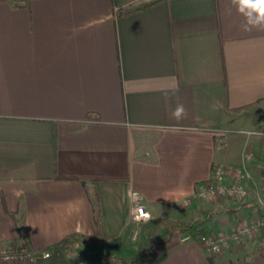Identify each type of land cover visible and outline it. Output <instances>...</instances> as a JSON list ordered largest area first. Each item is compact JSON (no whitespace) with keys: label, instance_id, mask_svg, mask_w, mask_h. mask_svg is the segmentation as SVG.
Instances as JSON below:
<instances>
[{"label":"crops","instance_id":"1","mask_svg":"<svg viewBox=\"0 0 264 264\" xmlns=\"http://www.w3.org/2000/svg\"><path fill=\"white\" fill-rule=\"evenodd\" d=\"M149 1L0 0V246L24 243L18 222L34 252L86 237L95 250L81 264L142 252L147 264H264L256 240L209 255L175 231L198 221L222 234L253 215L250 193L186 200L215 164L241 162L245 138L230 122L264 108V29L244 31L232 0H162L119 16ZM129 189L152 219L132 222ZM151 221L166 237L142 231Z\"/></svg>","mask_w":264,"mask_h":264},{"label":"built area","instance_id":"2","mask_svg":"<svg viewBox=\"0 0 264 264\" xmlns=\"http://www.w3.org/2000/svg\"><path fill=\"white\" fill-rule=\"evenodd\" d=\"M225 132L228 130H224L223 133ZM249 132L264 133V113L254 118L252 127L236 131L245 138V149L242 152L241 162L239 164H215L210 178L197 189L192 198L186 200V203H191L193 199H242L247 197L250 193L247 182L252 180L249 163L255 162L258 146H260L263 163H259L257 167L262 169L264 181V135H247ZM128 199L130 218L133 223L152 219V213L145 205L142 194L129 189ZM257 199L259 205L258 208H253L252 217L248 220H240L231 231L222 234H200L197 239L187 233H181L180 241L195 240L209 255H221L232 241L253 239L264 251V211H261L264 208V204L262 205L264 200L260 195ZM50 253L49 251L34 252L25 242L18 245L0 246V264H35L39 256H48Z\"/></svg>","mask_w":264,"mask_h":264},{"label":"trees","instance_id":"3","mask_svg":"<svg viewBox=\"0 0 264 264\" xmlns=\"http://www.w3.org/2000/svg\"><path fill=\"white\" fill-rule=\"evenodd\" d=\"M160 1H162V0H151L149 2L142 4V5L136 6L132 9L120 11L119 16H124V15L130 14L132 12H136L139 10L146 9V8L151 7L152 5H154ZM92 202H93V206H94L93 221H94V225L96 227V230L99 233L102 231V219H101L98 201H97L95 195L94 196L92 195ZM17 225H18L20 237L22 238V240L25 243H27V240H28L27 232L25 231V229L21 228V226L19 225L18 222H17ZM175 231H178L179 233H187V234L191 235L194 239H197V237L200 234L208 233L207 229L203 225V223L198 222V221H191L188 223L179 222L175 226ZM77 236L81 237L83 239L86 238V237L74 234L68 238H65L60 244H58L55 247V248H59L62 250V252L67 257L70 264H81V262L76 261V259L82 257L88 251L95 250V248H93V247H86L82 251H79L78 249L74 248V245L72 244L71 239L73 237H77ZM147 257H148V253L142 252V253H139L136 257H134L130 260H127L125 262H121V263L122 264H147Z\"/></svg>","mask_w":264,"mask_h":264},{"label":"rangeland","instance_id":"4","mask_svg":"<svg viewBox=\"0 0 264 264\" xmlns=\"http://www.w3.org/2000/svg\"><path fill=\"white\" fill-rule=\"evenodd\" d=\"M253 107L247 106L241 110H239L238 112H236V116L234 117V119L230 122V125H232V127L234 129H246V128H250L253 126V120L256 116H259L260 114L264 113V108H260L258 110H255L252 112ZM260 110V111H259ZM258 112V113H257ZM244 138V137H243ZM243 141H245L243 139ZM260 145V144H259ZM242 151L245 149L244 143H243V147L241 148ZM257 152L255 154V162H252V166H254V171L252 172V180L255 181L256 183V189L254 191H250V195L252 196V199L249 201V203L251 204L250 206L252 208L257 207L258 208V195L263 196V200H264V181L262 179L263 176V171L259 166V163H263L262 160V154H261V150H260V146L257 147ZM264 204V201H262V205ZM262 209V208H260ZM264 211V208L261 210ZM239 221L242 220L241 218L238 219ZM161 227V226H160ZM158 228V229H157ZM162 230L159 229L158 225L156 224V221H151L150 223H147L145 226H143L141 229L144 233H146L148 236H150L151 238H155L158 237L160 239H163L164 237H166V231L165 227H161ZM132 230L134 232L139 230L138 226L133 225ZM178 232V231H177ZM139 236V235H138ZM124 241V240H123ZM126 241V240H125ZM135 242L139 243L140 241L138 240V238L136 237ZM72 244L74 245V248L78 249H84V240L79 238V237H73L71 239ZM127 242V241H126ZM132 244H136V243H132ZM110 247L112 246V244L109 245ZM126 248H130L129 245ZM131 252L134 253V250L131 249Z\"/></svg>","mask_w":264,"mask_h":264},{"label":"clouds","instance_id":"5","mask_svg":"<svg viewBox=\"0 0 264 264\" xmlns=\"http://www.w3.org/2000/svg\"><path fill=\"white\" fill-rule=\"evenodd\" d=\"M233 5L239 14L244 17L242 28L244 31L255 29H264V0H232ZM185 114V109L182 105H178L173 116L181 117ZM247 135H264V133H252ZM7 259V257H5Z\"/></svg>","mask_w":264,"mask_h":264},{"label":"water","instance_id":"6","mask_svg":"<svg viewBox=\"0 0 264 264\" xmlns=\"http://www.w3.org/2000/svg\"><path fill=\"white\" fill-rule=\"evenodd\" d=\"M35 264H70L61 249L55 248L48 256H39Z\"/></svg>","mask_w":264,"mask_h":264}]
</instances>
